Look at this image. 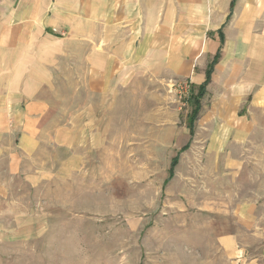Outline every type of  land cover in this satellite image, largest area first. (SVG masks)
Segmentation results:
<instances>
[{
  "label": "rangeland",
  "instance_id": "374dc122",
  "mask_svg": "<svg viewBox=\"0 0 264 264\" xmlns=\"http://www.w3.org/2000/svg\"><path fill=\"white\" fill-rule=\"evenodd\" d=\"M81 49L29 50L41 105L24 138L0 44V264H264L262 131L248 151L211 154L198 123L207 92L192 136L199 86L140 75L91 89Z\"/></svg>",
  "mask_w": 264,
  "mask_h": 264
},
{
  "label": "crops",
  "instance_id": "0c3cea01",
  "mask_svg": "<svg viewBox=\"0 0 264 264\" xmlns=\"http://www.w3.org/2000/svg\"><path fill=\"white\" fill-rule=\"evenodd\" d=\"M53 41L81 45L82 73L98 90L140 75L200 87L220 52L207 87L211 102L198 120L208 151H248L264 134V0H0L2 57L18 80L7 115L13 109L17 121L24 113V138L41 105L25 77L28 52Z\"/></svg>",
  "mask_w": 264,
  "mask_h": 264
},
{
  "label": "trees",
  "instance_id": "16d2710c",
  "mask_svg": "<svg viewBox=\"0 0 264 264\" xmlns=\"http://www.w3.org/2000/svg\"><path fill=\"white\" fill-rule=\"evenodd\" d=\"M224 41V38L222 37V42ZM221 55L220 52L215 56L214 60L211 62V64L209 65L207 72H206V80L205 82L198 88L197 94L196 91L193 89L190 92V98H189V103L192 105L193 110H192V114L190 116V123H189V129H190V133L193 136L194 135V123L195 121L198 119V116L200 114L201 111V99L205 96L206 92H207V87L208 85L211 83V79H212V74L214 72V68L216 66V64L218 63L219 59H220ZM188 148V146L183 148V151L186 150ZM177 159L175 158L174 161L172 162V167L171 170L174 169L176 163H177Z\"/></svg>",
  "mask_w": 264,
  "mask_h": 264
},
{
  "label": "built area",
  "instance_id": "2783aa9c",
  "mask_svg": "<svg viewBox=\"0 0 264 264\" xmlns=\"http://www.w3.org/2000/svg\"><path fill=\"white\" fill-rule=\"evenodd\" d=\"M176 87V84H172L171 85V88L173 89V88H175Z\"/></svg>",
  "mask_w": 264,
  "mask_h": 264
}]
</instances>
